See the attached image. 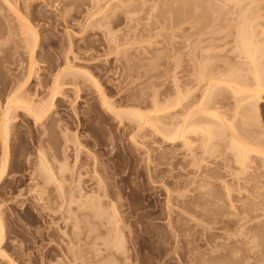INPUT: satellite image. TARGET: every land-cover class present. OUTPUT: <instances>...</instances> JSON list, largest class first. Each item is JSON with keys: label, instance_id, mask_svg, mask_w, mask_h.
I'll return each mask as SVG.
<instances>
[{"label": "rangeland", "instance_id": "1", "mask_svg": "<svg viewBox=\"0 0 264 264\" xmlns=\"http://www.w3.org/2000/svg\"><path fill=\"white\" fill-rule=\"evenodd\" d=\"M10 1L14 11L0 0V112L27 79L31 61L36 75L23 94L36 103L50 97L56 76L72 72L64 75L46 122L39 125L19 113L12 125L9 165L0 184L2 248L10 261L0 257V264H264V161L254 157L253 167L241 173L223 147L211 158L196 147L200 155L193 157L202 158L200 165L182 143L172 145L151 128L139 133L132 120L112 112L149 113L156 101L166 105L175 80L183 91L193 89L202 56L216 62L215 72L235 66V28L217 22L231 17L232 5L214 3V16H204L206 0L191 6L193 17L195 8L199 17L204 13L197 21L207 19L205 39L180 16L183 0ZM252 6L257 10L250 18L260 17L257 30L264 32V0ZM20 20L39 37L34 56L35 34L10 33ZM262 97L253 117L256 136L264 133ZM1 153L0 144V164ZM42 162L56 181L48 180ZM101 180L106 190H99ZM112 203L118 227L112 226ZM99 205L108 209L106 216L99 215Z\"/></svg>", "mask_w": 264, "mask_h": 264}, {"label": "bare ground", "instance_id": "2", "mask_svg": "<svg viewBox=\"0 0 264 264\" xmlns=\"http://www.w3.org/2000/svg\"><path fill=\"white\" fill-rule=\"evenodd\" d=\"M4 1L10 7L9 9L14 11L12 9L11 1L10 0H4ZM183 1H182V4L184 3L183 6L180 5L182 7V9H181V7L180 8L178 7L179 9L182 10L181 11L182 14H180V16L182 15L181 17L184 16L186 18V21L187 20L190 21V22H188V25L190 24L189 26H191V28H189V29H191L192 31L195 30L200 38L204 37L205 39H207L205 37V35L208 31L206 32L205 31L206 29H204L205 28L204 24L207 25V21H206L207 19L204 18L206 23H204V21H202V20L197 21L198 18H195L196 15L198 16V14H196L197 13L196 8L194 10L195 11L194 17L192 15V13L194 14V12H193V10L191 11V9H192L191 6H194V4L198 5V2L201 3V0H199L197 2L196 1L194 2V0H183ZM206 1H207V4H205V2L202 0V3L204 2V4H205L204 6L206 7L205 14L202 13V14H204V16L208 15L210 13V11L213 12V13L211 12L212 14L210 13V16L214 14V11H216V9H218L216 2H220V4L221 3L224 4L223 7H226V8L228 6H231V5L233 7V9H232L233 11H232V14H230L231 15L230 18L225 17V19L223 20L222 19V18H224V16H223L219 20L217 19L218 20L217 22L221 21L220 23L222 24L224 21H226V22H228L229 26L231 24L235 28L234 33L232 34L233 36H231L229 34L231 37H233V40L231 42V44L233 46V47H231V49L233 48V53L230 50L231 51L230 55L236 56L237 64L235 66H232L229 70H228V68H226L227 70L222 69L223 71L220 69V71L218 72V70H217L216 71L217 73H216L215 72L216 68L213 64L216 62L211 63V61L208 59V57L206 59H204L205 56H202V55H205V54H202L201 55L202 60L199 59L201 62L199 63V66H197L196 77H195V74L193 75L195 77L194 79L196 82V86L195 87L193 86V89L191 88L190 90L187 89L186 91H183V89H181V86L179 87V85H176L178 82H177V80H175L174 82L175 83L177 82V83L176 84L174 83V89H173L172 93L175 90H176V92H175V94L171 93V95H173V97H170L171 99L169 98L170 100L167 101L168 103H165L166 105H160V104L158 105V104H156L157 103V101H156V103H155L156 107L154 106L155 110L152 112L150 111L149 113H143L139 110L138 111H136V110L135 111L134 110H127V111L123 110L122 112L113 110L112 112L116 113L119 116H121V114H122L125 117L132 120L135 123V125L137 126L136 127L134 125V127H136L137 130L139 129L141 132H142V129L144 130L145 128H151L152 131L155 132V134L161 135L165 139V141L167 140L172 145H175L177 143H179V144L182 143L186 147V148L185 147H183V148L187 149V151H188V149L189 150L191 149V151H189V152L191 153V156L193 159H194V157L195 158L199 157L198 154L200 155V153L196 154V151H194V150H197L196 147L201 149L202 156L204 158H206L207 156H209L210 158L214 157L216 155V153L218 152V150L220 151L221 147H223L224 152L221 149V153L222 152L225 153L228 150V152L231 154V156L229 155L230 157H228V159L229 158L233 159V160L231 159L232 161L230 160L231 162H233L235 164L233 166H237L239 169V170L238 169L237 170L239 172L242 173V171H243L244 173H246L250 169L252 163L255 162L254 157L255 158L260 157L259 160L262 159L264 161V137H263L264 133H262L263 136L262 135L260 136V133H259L260 131H259L257 134L259 136H256V133L253 131L254 127L256 126V124L254 123L256 121H253V120H255L253 117L256 116V114L258 113V106H259L260 101H262L261 99L263 98L262 96L264 93V39L263 38H262L263 40L261 39V36L264 34V32L261 31L262 34L259 32L261 30V26H262V25H260V23H258L259 22L258 18H260V17L257 16L256 18L252 19V17H253L252 16L250 18L251 14H252V10H254L253 14H255L256 10H257L256 7L253 9V6H252V4L255 3V0H206ZM167 2H168V3H166L167 5L169 3L171 5V3H172L171 1L170 2L167 1ZM179 3H181L180 0H179ZM214 3H216V4H214ZM201 4H199V6ZM167 5H166V7H167ZM172 6H173V4H172ZM175 6H176V4L174 3L173 8H175ZM167 8H166V10H167ZM170 8H171V6H170ZM173 8H171V9H173ZM176 9H177V7H176ZM202 9H204V8H202ZM197 10H200V12L198 11L199 15H200L201 14L200 7ZM172 11H174V10H172ZM224 11H225V9L223 8V11L221 9L218 12L224 13ZM203 12H204V10H203ZM178 13H177V15H179ZM223 13L221 15H223ZM202 14L200 15V17L199 16L198 17L203 18ZM177 15H175V16H177ZM221 15L219 16V14H218L219 17H221ZM255 16H256V14H255ZM184 17H183V19H184ZM194 18L197 21V23L195 21H193ZM207 18H208V20L211 19L210 17H207ZM213 19H215V18H213ZM178 20H180V19H178ZM213 21H216V19ZM26 22H24V20H20V26L18 28H13L12 29L13 31L11 30L12 32H10V33H12L14 36L16 34L17 36H24L25 38H26V36H28V34H32V35L35 34L34 44H31V45H33V47H32V50H30V51H32V56H34L36 49H37V46H38V43H39V37L37 36L34 29L32 27H30L31 25L29 26ZM183 22L185 23L184 20H183ZM193 22L195 23L194 25L192 24ZM226 22L224 24H226ZM220 23H217L215 25L213 22L212 24H214L215 27L216 26L218 27V24H219V26H221ZM184 25H186V24H184ZM209 26H211V25H209ZM225 27H226V25H225ZM258 28H259V31L257 30ZM262 30H263V27H262ZM209 31H210V28H209ZM198 35H196V36H198ZM207 37H209V36H207ZM227 37L228 36H226V38ZM191 38H192V36H191ZM228 43H229V41H228ZM203 51H205V48H204V50H202V53H203ZM232 58H235V57H232ZM227 59L224 60V63L227 62ZM213 61H214V59H213ZM230 61H228V62H230ZM34 62H35V60L31 61L30 67L28 68L29 71H27L28 75L26 76L27 79L25 80V82H23L22 85H20L16 90H14V92H11V94H9L11 97H8V98L6 97L8 100L7 101L5 100L6 104H5V106H3L4 104L2 105L3 106L2 111L0 112L1 113V115H0V144H1V148H2V153H1L2 154V158H1L2 160H1V164H0V184H2V181L5 178V175H6V172L8 169L9 160H10L9 159V153H10L9 152V145H10L9 140H11L10 136L12 134L11 133L12 128H13L12 125H13L14 121L17 120L19 113H23L25 115L30 116L35 121L36 124L40 125L41 123L46 122L49 118V115H51L52 110H54L53 109L54 105H55L54 101L58 98L59 95L62 94V91H63L62 81H63V77H65L64 75L66 73L68 74L69 72H72V71H70V69H66L65 71L60 73L58 76H56L55 77L56 79L53 81L54 84H53L52 92H50V97L47 99V101H45V102L42 101L43 103L42 102L36 103V102H33V100H31L32 99L31 97L28 98L30 95L26 97V95L23 94L28 83H30L36 75L35 74L36 68L34 66V64H35ZM224 63H222V64H224ZM235 63H236V60H235ZM220 66H222V65H220ZM192 85H195V84H192ZM175 87H176V89H175ZM196 94H198L200 96L198 97ZM228 100L233 101L234 105L232 108L230 107V105H229L230 102ZM102 101H103V105L110 109L109 104L106 102L107 100L103 96H102ZM225 102L226 103L229 102V103L226 104ZM0 110H1V108H0ZM133 122H131V123H133ZM253 125H255V126L253 127ZM136 128H134L132 130H135ZM139 130L137 132L141 133ZM79 142L80 141H78V146H79V147H77L78 150H79L80 144H81V143L79 144ZM195 143H197L199 145L196 146ZM193 148H195V149H193ZM200 149H198L199 152H200ZM224 149H226V151ZM75 150H77V149H75ZM78 150H77V152H78ZM81 150H82V148H81ZM193 151L195 152L194 154L192 153ZM79 152H81V151L79 150ZM195 154H196V156H194ZM205 155H207V156H205ZM226 155L228 156V154H226ZM77 156H79V155H77ZM223 157L226 158L224 155H223ZM42 158H44V157H42ZM204 158H203V160H204ZM210 158H208V160ZM196 160L197 159H194L193 161L196 162ZM199 160L200 159H198L197 162H199V164L201 165L200 162H203L202 158H201V161H199ZM42 161H45V159H43ZM193 164L196 165L195 163H193ZM41 165H42L43 171H45L46 174H50V175H48V177H50V178L49 179L47 178V179L50 181H52V180L56 181L57 176L55 175L54 172H52L53 170L51 171V169H50L51 167L49 168V166L46 165L45 162H42ZM95 165L96 164H94V168H95ZM200 165H198V166H200ZM262 166H264V164ZM97 167H99L98 164H97ZM252 167H253V165H252ZM61 170H62L61 172H63V174L67 172L66 171L67 168H66V170H64V168L62 167ZM64 171H66V172H64ZM94 171H95V169H94ZM203 174H205V173H203ZM215 175L216 174H214V175L212 174V177H215ZM205 177H206V174H205ZM97 180H99V179H97ZM80 181L81 180L79 179V182ZM204 181H206V180H204ZM253 181H254V179H253ZM76 183H75V185H76ZM103 183L104 182L102 180H101V182H99V184L102 187V188L100 187L99 190L103 191V189H105V188H103V186H104ZM97 184H96V186H97ZM104 184L106 186V183H104ZM78 185H79V183H78ZM78 185H76V187ZM72 192L74 193V191H72ZM81 192H82V190H81ZM100 193H101V191H100ZM214 193L215 192L213 191V194ZM101 194H103V192ZM81 195H82L81 193L78 195V196H80L79 198L82 199L83 196L85 197L84 194L82 197H81ZM105 195H106V192H104V197H103V195L101 197L107 198V197H105ZM215 195H218V193ZM215 195H213V196L215 197ZM70 196H71V194H70ZM72 196H74V195L72 194ZM205 196H208V194ZM209 196H210V193H209ZM211 196H212V194H211ZM99 197L97 196V198H99ZM81 199H79V202H78L79 204H81L80 203ZM90 199L93 200V197L90 198V196H89V200ZM74 200L76 201L75 197H73V200L71 198V201H72L71 203H73ZM85 200H87V199H85ZM89 200H87V201H89ZM82 206H81V208H83ZM115 206H116V204L115 205L113 204V207L111 205V208H113V209H111V208L110 209L114 213V214L112 213L113 215L111 214L112 215L111 218H114V216L119 215L118 212L116 213V211H118V209ZM103 207L101 209V205H99L100 209L98 208L96 210L101 211L100 212L101 214L98 212L99 215L106 216L108 209L103 208ZM86 208H87V206L85 207V209ZM79 209H80V207H79ZM104 209H107V211ZM96 213H97V211H96ZM105 213H106V215H104ZM0 215H1V213H0ZM97 217H99V216H97ZM2 218H3V216H2ZM2 218L0 217V257L2 259L4 258L5 260L7 259V261L9 262L10 261L8 258L9 256L5 253L6 251L5 252L3 251V248H2V245L4 244L5 237H6L5 232H4V225H3L4 221L2 220ZM116 218L120 219L119 216H116L115 219ZM116 223H120V220H117V219H116V221L114 220L112 226H114V224L116 226L117 225ZM116 227H118V226H116ZM116 227H115L116 231L119 230L118 233L123 234V230H122L123 228H121V226H120V228H118V230H117ZM121 243L124 244V240ZM119 245H120V243H119Z\"/></svg>", "mask_w": 264, "mask_h": 264}]
</instances>
